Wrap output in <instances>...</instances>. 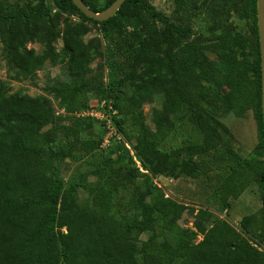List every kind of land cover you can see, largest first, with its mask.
<instances>
[{"label": "trees", "instance_id": "trees-1", "mask_svg": "<svg viewBox=\"0 0 264 264\" xmlns=\"http://www.w3.org/2000/svg\"><path fill=\"white\" fill-rule=\"evenodd\" d=\"M82 1L102 11L114 0ZM175 2L183 8V0ZM235 7L246 19L248 36L222 32L191 41L189 20H174L148 0H125L102 21L87 17L72 0H0L2 56L16 79H32L46 61H63L69 80H56L44 89L61 108L87 107V92L95 90L111 97L119 114L135 113L138 125L128 137L134 139V154L144 170L150 168L152 158L182 155L178 173L204 175L207 184L212 183L214 204L230 207L231 199L251 184L257 186L260 200L257 211L241 217L237 232L221 220L210 228L195 222V230L181 228L171 238L165 231L171 229L167 223L175 202L138 166H128L113 182L114 189L122 192L123 204L115 202L112 190L97 192L104 182L93 187L88 201H81L76 186L65 187L58 173V163L71 153L57 147V131L48 127L55 112L52 101L8 93L0 78V264H162L165 256L173 264H264V169L257 172L246 160L212 175L202 169L212 170L215 161L210 163L204 156L225 146L223 133H231L208 109L219 103L236 117L253 111L259 136L254 151H264L257 0H237ZM74 14L80 16V23L69 22ZM83 21L101 24L113 39L114 52L124 56L122 73L109 87L113 95L90 75L93 52L100 54L99 42L84 38ZM61 35L58 49L55 41ZM35 40L44 45L41 53L26 47ZM246 49L254 52L251 59L239 57ZM127 88L135 103L122 107L119 101L130 96H123L122 89ZM156 88L162 102L151 107L149 136L141 106L154 102ZM106 103L104 131L108 122L121 131L123 120L109 113ZM186 123L192 127L187 142L168 152L158 148L156 138H165ZM103 139L82 144L86 150L94 149ZM122 149L119 159L134 163L128 150ZM107 167L119 177L120 169ZM115 205L131 207L139 221L118 214ZM205 219L210 220V215ZM154 224L161 228L159 235L142 239ZM199 233L202 239L194 242ZM175 247L181 250L174 257Z\"/></svg>", "mask_w": 264, "mask_h": 264}, {"label": "rangeland", "instance_id": "rangeland-1", "mask_svg": "<svg viewBox=\"0 0 264 264\" xmlns=\"http://www.w3.org/2000/svg\"><path fill=\"white\" fill-rule=\"evenodd\" d=\"M148 1L156 9L165 12L170 18H175L174 20L187 19V22L189 20L194 32L191 41L198 40L199 36H213L222 32L249 35L246 19L240 16L235 7L237 0H183L184 4L181 9L177 8L175 0ZM63 16H66V14ZM81 21L78 15L74 14L69 17V22L72 24H78ZM83 23L87 26L84 38L99 42L100 54L93 52L90 62L92 68L90 75L98 77L99 84L108 91V94H112L109 87L115 83L122 73L124 56L114 52L113 39L101 24L90 21H83ZM63 26L62 23L60 25L61 31ZM55 44L58 49L62 47L63 35L55 41ZM26 47L41 53L44 45L35 40L27 42ZM242 56L251 59L254 56V52L250 49L240 51L239 57ZM14 72L6 68L0 42V78L5 82L8 93L22 92L37 97L42 101H52L55 112L48 127L52 126L57 131V147L64 152L71 153L58 163V173L65 187L76 186L79 200L88 201L90 198L89 193L93 187L104 182L102 188L100 189L99 187L97 192L106 188L112 190L115 202L122 203L124 201L122 192L114 189L113 182L122 178L128 166L135 165L139 167L141 172H145L148 175L149 180L158 186L165 196H169L175 202V211L167 223L171 229L165 231L168 238L174 237L181 228L195 230V222L206 224V228H210L215 222L221 220L230 226L231 231L237 232L240 230L239 220L241 217L259 209V194L257 186L253 184L249 185L237 198L231 199L230 207L223 209L214 204L211 197L212 183L207 184L204 175H200L199 178H193L187 174L178 173V166L183 160L182 155L152 158L150 168L144 170L134 154V139L128 137L134 134V128L138 125V118L135 113L128 115L119 114L118 109L111 106V100L114 102L111 97H102L97 91L89 90L87 92V107L84 108L80 104L76 109L61 108L57 99L44 87L56 80H69L67 67L63 61L56 64L46 61L36 70L32 79H16ZM122 93L125 97L130 95L125 102L119 101L122 107L127 102L130 104L135 103L128 88L122 89ZM105 98L110 99L107 100L109 103L105 101L108 105L107 110H109V113H115L117 118L123 120V129L121 131L112 126L111 129L108 128L106 132L104 131L105 127L102 120L106 116ZM161 102L162 95L159 89L156 88L154 102L141 106L146 124L149 127V136L153 133L150 120L151 107L159 106ZM208 109L229 128L231 133H223L225 146L211 153L212 155L204 156V159L210 163L212 160L215 161V166L212 167V170H206L204 166H202V169L207 174L212 175L215 172L214 170L228 169L227 166L246 160L255 171L263 170L264 151L260 153L254 151L259 136L253 111L248 110L243 117H236L221 103L217 107H208ZM175 120L177 124L180 123L178 116H175ZM191 130L192 127L189 123L177 125L165 138H156V145L160 150L168 152L187 142ZM101 136L104 139L98 147L87 150L84 148L85 146L82 142L87 140L97 141ZM115 143L118 144L119 148L114 146ZM123 146L133 156L134 163H129L126 159H119V153L123 150ZM106 161L114 170L120 169L118 178L109 171L108 165L106 166L105 164ZM97 169L102 172L94 173ZM140 180L138 179L137 182H140ZM83 184H87V187L84 188ZM114 208L120 215L127 213L132 222L139 221L136 214L132 212L131 207L115 205ZM209 215L210 220L207 221L205 218ZM160 231V226L154 224L149 228L148 232L141 235V238L146 239L149 234L158 236ZM202 236L200 233L197 234L194 242L201 240ZM180 250L181 247H175L171 254L175 257ZM162 261V264H173L172 258L168 259V256L163 257Z\"/></svg>", "mask_w": 264, "mask_h": 264}, {"label": "water", "instance_id": "water-1", "mask_svg": "<svg viewBox=\"0 0 264 264\" xmlns=\"http://www.w3.org/2000/svg\"><path fill=\"white\" fill-rule=\"evenodd\" d=\"M72 1L87 17L102 21L113 16L125 0H114L102 11L90 9L82 0ZM257 29L261 58V109L264 126V0H257Z\"/></svg>", "mask_w": 264, "mask_h": 264}, {"label": "built area", "instance_id": "built-area-1", "mask_svg": "<svg viewBox=\"0 0 264 264\" xmlns=\"http://www.w3.org/2000/svg\"><path fill=\"white\" fill-rule=\"evenodd\" d=\"M104 118L107 119V116H105ZM107 127H108L109 129H111V126H110L109 122L107 123Z\"/></svg>", "mask_w": 264, "mask_h": 264}]
</instances>
